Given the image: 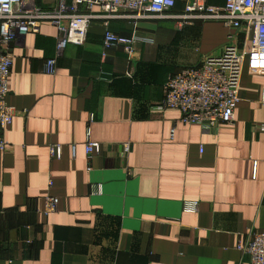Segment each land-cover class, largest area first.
<instances>
[{
	"label": "crops",
	"instance_id": "obj_1",
	"mask_svg": "<svg viewBox=\"0 0 264 264\" xmlns=\"http://www.w3.org/2000/svg\"><path fill=\"white\" fill-rule=\"evenodd\" d=\"M107 30L144 42L134 55L107 51ZM231 34L216 21L123 17L94 20L86 43L60 56L50 23L19 38L16 115L0 151V264H252L238 246L264 233V68L246 64L233 125H185L163 109L169 77L221 56ZM88 132L100 153L87 154ZM47 196L59 199L50 216Z\"/></svg>",
	"mask_w": 264,
	"mask_h": 264
},
{
	"label": "built area",
	"instance_id": "obj_2",
	"mask_svg": "<svg viewBox=\"0 0 264 264\" xmlns=\"http://www.w3.org/2000/svg\"><path fill=\"white\" fill-rule=\"evenodd\" d=\"M175 7L176 0H0V151L8 149L5 131L16 115V109L8 104L9 79L14 66L12 47L19 38L38 34L44 23H50L58 31L60 56L68 45L86 43L96 19L177 18L220 22L237 34L230 35V43L221 56L206 57L200 65L183 68L169 77L163 109L180 111L185 125H200L207 130L233 125L242 100L241 82L246 64L256 69V74L257 69L264 68V0H226L222 7L187 0L182 16L172 14ZM142 42L137 36L124 37L109 30L104 35L107 51L122 47L127 54L134 55ZM57 69L58 58L47 61L45 70L49 75L56 74ZM261 103L264 105V91ZM86 151L88 155L101 152V145L91 140L89 132ZM51 154L59 158L61 149L52 147ZM197 205L187 203L185 211L196 212ZM58 209L59 199L47 196L44 215L50 216ZM238 249L251 256L252 264H264V233H250Z\"/></svg>",
	"mask_w": 264,
	"mask_h": 264
},
{
	"label": "trees",
	"instance_id": "obj_3",
	"mask_svg": "<svg viewBox=\"0 0 264 264\" xmlns=\"http://www.w3.org/2000/svg\"><path fill=\"white\" fill-rule=\"evenodd\" d=\"M34 213H36V212L34 211Z\"/></svg>",
	"mask_w": 264,
	"mask_h": 264
}]
</instances>
